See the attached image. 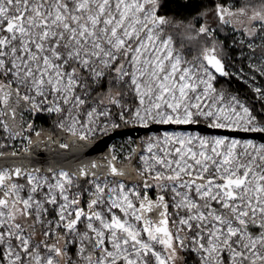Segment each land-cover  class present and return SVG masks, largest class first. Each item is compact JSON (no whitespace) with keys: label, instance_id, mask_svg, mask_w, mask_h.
<instances>
[{"label":"snow or ice","instance_id":"snow-or-ice-1","mask_svg":"<svg viewBox=\"0 0 264 264\" xmlns=\"http://www.w3.org/2000/svg\"><path fill=\"white\" fill-rule=\"evenodd\" d=\"M0 264H264V0H0Z\"/></svg>","mask_w":264,"mask_h":264}]
</instances>
